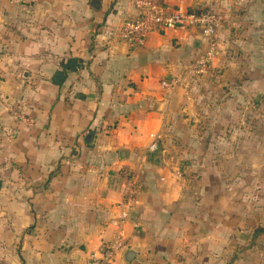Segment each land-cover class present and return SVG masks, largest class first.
I'll return each mask as SVG.
<instances>
[{
  "label": "crops",
  "instance_id": "0c3cea01",
  "mask_svg": "<svg viewBox=\"0 0 264 264\" xmlns=\"http://www.w3.org/2000/svg\"><path fill=\"white\" fill-rule=\"evenodd\" d=\"M93 1L0 0V264H264V0H166L219 18L193 77L196 30L133 47Z\"/></svg>",
  "mask_w": 264,
  "mask_h": 264
},
{
  "label": "built area",
  "instance_id": "2783aa9c",
  "mask_svg": "<svg viewBox=\"0 0 264 264\" xmlns=\"http://www.w3.org/2000/svg\"><path fill=\"white\" fill-rule=\"evenodd\" d=\"M131 1L134 2L136 12L133 19L124 21L120 27V38L123 42L133 47H139L146 44L153 32L196 30L204 42V48L191 64L187 73L193 77L205 74L210 70L213 60L220 52L217 43L219 18L214 9L200 11H191L182 7L171 9L166 0ZM179 82L180 80H174L171 84L164 81L161 84L163 88H171ZM151 139L149 152L154 153L158 150L160 136L153 134ZM132 183L130 182L125 187V198L122 203L124 208L134 201L130 191ZM126 218L127 214L123 212L119 226L125 222ZM122 246L120 238L107 242L99 253H91L85 264H113L115 255Z\"/></svg>",
  "mask_w": 264,
  "mask_h": 264
},
{
  "label": "water",
  "instance_id": "95a60500",
  "mask_svg": "<svg viewBox=\"0 0 264 264\" xmlns=\"http://www.w3.org/2000/svg\"><path fill=\"white\" fill-rule=\"evenodd\" d=\"M94 8H99L100 7V3L99 0H94L92 3ZM92 137V134H90L87 139L90 140ZM135 256V254L133 252H128L127 254V260H131L133 257Z\"/></svg>",
  "mask_w": 264,
  "mask_h": 264
},
{
  "label": "trees",
  "instance_id": "16d2710c",
  "mask_svg": "<svg viewBox=\"0 0 264 264\" xmlns=\"http://www.w3.org/2000/svg\"><path fill=\"white\" fill-rule=\"evenodd\" d=\"M255 233L264 234V228H258L256 229Z\"/></svg>",
  "mask_w": 264,
  "mask_h": 264
}]
</instances>
